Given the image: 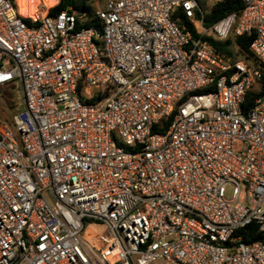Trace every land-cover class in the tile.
Returning <instances> with one entry per match:
<instances>
[{"label":"built area","instance_id":"built-area-1","mask_svg":"<svg viewBox=\"0 0 264 264\" xmlns=\"http://www.w3.org/2000/svg\"><path fill=\"white\" fill-rule=\"evenodd\" d=\"M219 1L94 0L100 31L0 0V264H264V0Z\"/></svg>","mask_w":264,"mask_h":264},{"label":"trees","instance_id":"trees-1","mask_svg":"<svg viewBox=\"0 0 264 264\" xmlns=\"http://www.w3.org/2000/svg\"><path fill=\"white\" fill-rule=\"evenodd\" d=\"M243 5L244 0H221L212 7V10L206 17L205 23L209 25L230 12L240 10ZM69 7L77 11V25L79 27L95 26L100 31H102V20L96 13L94 0H59L57 4L53 5L49 9V13H57ZM178 13L181 16L182 21L187 23L192 32L196 34L194 26L183 17V14L180 10ZM252 41L253 36L240 35L236 38H231L226 42L215 40L214 43H216L224 53L232 54V48L228 47L227 45L237 42L240 46V51L246 52L249 55H253V52L250 48ZM255 96L256 94L253 91L248 92L245 107L252 103ZM165 121L168 123L169 120ZM238 234L242 235L243 239L247 242L264 240V231L260 230V227L256 222L250 223L245 228L240 229Z\"/></svg>","mask_w":264,"mask_h":264},{"label":"rangeland","instance_id":"rangeland-1","mask_svg":"<svg viewBox=\"0 0 264 264\" xmlns=\"http://www.w3.org/2000/svg\"><path fill=\"white\" fill-rule=\"evenodd\" d=\"M48 5L54 4L56 0H45ZM53 6V5H52ZM51 6V7H52ZM20 9L22 13H33L35 11V3L34 0H20ZM232 48V57L240 58V57H251L252 55L247 54L246 52L240 51V49L236 50L235 44L233 42ZM24 108V99H23V89L21 83L16 80L10 85L4 86L0 88V115L6 121L11 122L12 116L15 112ZM243 191V189H242ZM226 195L228 198H232L234 196V185L229 184L227 186ZM94 230L96 233L91 236L92 240H99L103 242L107 235V229L103 225H94ZM85 236H89V228L87 227L84 231Z\"/></svg>","mask_w":264,"mask_h":264}]
</instances>
